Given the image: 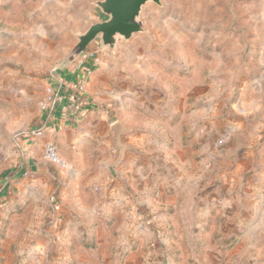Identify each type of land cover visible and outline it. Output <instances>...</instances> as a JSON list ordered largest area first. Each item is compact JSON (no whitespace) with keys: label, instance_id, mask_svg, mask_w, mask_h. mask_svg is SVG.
I'll use <instances>...</instances> for the list:
<instances>
[{"label":"rangeland","instance_id":"rangeland-1","mask_svg":"<svg viewBox=\"0 0 264 264\" xmlns=\"http://www.w3.org/2000/svg\"><path fill=\"white\" fill-rule=\"evenodd\" d=\"M96 1L0 0V185L32 144L52 69L77 33L106 19ZM140 19L144 30L113 54L90 44L92 70L111 67L134 120L180 122L199 151L196 188L214 196L215 236L234 239L227 264H264V0H161ZM41 182L57 187L48 174Z\"/></svg>","mask_w":264,"mask_h":264},{"label":"crops","instance_id":"crops-1","mask_svg":"<svg viewBox=\"0 0 264 264\" xmlns=\"http://www.w3.org/2000/svg\"><path fill=\"white\" fill-rule=\"evenodd\" d=\"M68 66L49 76L65 93L86 75ZM111 71L103 63L87 74L90 109L65 99L51 118L41 112L34 127L42 133L3 177L0 264H227L234 239L215 236L214 196L199 193L194 179L199 151L185 145L180 122L162 129L126 114ZM116 121L126 129L121 146ZM49 142L65 166L45 159ZM47 174L57 187L42 191Z\"/></svg>","mask_w":264,"mask_h":264},{"label":"water","instance_id":"water-1","mask_svg":"<svg viewBox=\"0 0 264 264\" xmlns=\"http://www.w3.org/2000/svg\"><path fill=\"white\" fill-rule=\"evenodd\" d=\"M148 2L161 3V0H99L95 4L106 16L101 22L93 23L89 28L77 33L78 43L63 57L52 69L53 72L65 70L69 64L74 63L81 55L87 52L91 43L98 40L104 50L110 54L120 39L129 40L135 33L144 30L140 19L143 7ZM125 127L116 121L111 125V133L117 146H121V134Z\"/></svg>","mask_w":264,"mask_h":264},{"label":"built area","instance_id":"built-area-1","mask_svg":"<svg viewBox=\"0 0 264 264\" xmlns=\"http://www.w3.org/2000/svg\"><path fill=\"white\" fill-rule=\"evenodd\" d=\"M98 60H99L98 55H96L93 52H86L83 55H81L80 58L77 59L76 63L78 64L76 69L80 70L82 68L84 69L85 67L86 75L78 76L77 77L78 80H73L72 86L68 87L66 93L64 92L65 89L63 90V88L66 87L64 82L59 83L56 88L50 87L48 97L46 100H44V104H43V111L47 118H51L55 109L60 103H62L65 99H69L70 96L73 97V94H71V92H76L81 96L86 95L87 92L85 87L86 76L92 71V68L94 67V65H96ZM89 62L91 63V65L88 64ZM70 101L71 102L77 101L76 96H74L73 100ZM42 129L43 126H40L34 129L33 132L36 135H40L42 133ZM44 157L50 162L58 163L62 166H65V162L62 159H60L58 155V149L55 143L49 142L45 145ZM56 209H58V207H56Z\"/></svg>","mask_w":264,"mask_h":264},{"label":"trees","instance_id":"trees-1","mask_svg":"<svg viewBox=\"0 0 264 264\" xmlns=\"http://www.w3.org/2000/svg\"><path fill=\"white\" fill-rule=\"evenodd\" d=\"M72 80H78L77 77L73 78ZM75 93V94H74ZM71 94H73V97L76 96L77 101L80 105H82V109H90L91 107H93V105L91 104V102L86 98V96H81L76 92H71ZM73 97H69V99L73 100ZM37 127H33V129H31L30 131H33L34 129H36Z\"/></svg>","mask_w":264,"mask_h":264}]
</instances>
